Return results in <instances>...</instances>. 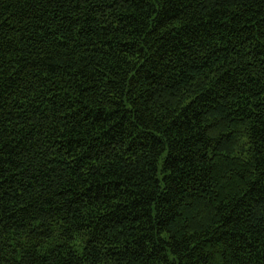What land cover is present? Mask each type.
I'll return each mask as SVG.
<instances>
[{
    "label": "trees",
    "instance_id": "obj_1",
    "mask_svg": "<svg viewBox=\"0 0 264 264\" xmlns=\"http://www.w3.org/2000/svg\"><path fill=\"white\" fill-rule=\"evenodd\" d=\"M0 264H264V0H0Z\"/></svg>",
    "mask_w": 264,
    "mask_h": 264
}]
</instances>
